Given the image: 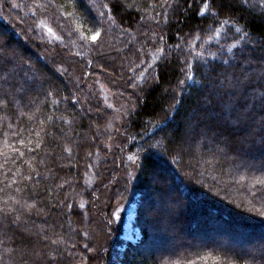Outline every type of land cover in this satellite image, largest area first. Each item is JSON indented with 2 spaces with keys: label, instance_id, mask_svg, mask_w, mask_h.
<instances>
[{
  "label": "trees",
  "instance_id": "trees-1",
  "mask_svg": "<svg viewBox=\"0 0 264 264\" xmlns=\"http://www.w3.org/2000/svg\"><path fill=\"white\" fill-rule=\"evenodd\" d=\"M0 4V264H264V106L251 95L264 92V0ZM41 23L62 41L47 42ZM74 70L131 92L126 142L102 171L109 112ZM189 74L239 99L229 110ZM130 155L137 178L96 208ZM131 202L136 241L112 215ZM101 229L108 244L91 235Z\"/></svg>",
  "mask_w": 264,
  "mask_h": 264
},
{
  "label": "rangeland",
  "instance_id": "rangeland-1",
  "mask_svg": "<svg viewBox=\"0 0 264 264\" xmlns=\"http://www.w3.org/2000/svg\"><path fill=\"white\" fill-rule=\"evenodd\" d=\"M12 7L14 8L15 12L16 10H20V7L16 5L15 2H11ZM0 9H1V4H0ZM46 23H41L38 28H37V33L38 30L40 32L43 33V37L46 39L47 42H50L54 45H56V43L61 42V37L60 35L57 33V31L55 29H53L50 25L47 24V27H50L53 32L55 33V35H53L52 33H49L47 30V27H45ZM57 37H59V39H57ZM18 45V44H16ZM15 45V48L17 47ZM51 59H48L45 63L48 64L49 66L51 65V68L53 70H56V67L52 66L51 64ZM74 75L72 76L73 80L75 81V83L78 85V87H85L87 89V92L93 97L96 98V100H99L103 106L104 109H106L109 112V118L107 120V125L105 126V129H103V131L106 133V137H107V143L105 144V151H103V153L101 154V156H99V161L98 164H100L101 167V171L105 166H109L110 163L113 162L114 157H116L117 155V151H122V146L125 144L126 142V136L123 133V128L127 122V120L130 117L131 112L134 110L133 109V101H132V97L129 96L131 92H128L124 89H122L121 87H119L117 84L112 83L109 78H106L104 76H94V75H84V76H80L79 72H77L76 70H74ZM119 77L120 74H119ZM85 85V86H84ZM118 86V88H117ZM139 86V83H138ZM132 102V103H131ZM84 103V101H83ZM215 118H217L216 116H214L213 120H215ZM95 139H97V136H95ZM89 140L91 142H94V139L89 138ZM204 144L206 143V140L203 141ZM211 144V143H210ZM131 157V159H130ZM125 160L129 161V164L124 170L120 171L119 173H115V175H113V181L110 182V185H108L106 187V189H104L103 191L100 192L99 194V190L93 192V196L94 195H98L99 194V198L98 196H96L95 198V202L96 203V208L98 207H103V204L106 205H113L114 201H116L115 199V194L118 191L117 186L120 185V183L125 182L126 181V185H128L129 182H132L134 179L137 178V165H136V160L132 159V156L130 155L129 157L125 156ZM131 160V161H130ZM98 164L96 166V164L94 166H96V168L98 167ZM242 167L246 168L247 170L249 169V167H245V165H242ZM124 168V167H123ZM100 169V168H99ZM96 170V169H95ZM95 174V172H94ZM97 176H98V172H97ZM96 176V177H97ZM158 181H156V179L154 180V182H152V186L156 187L158 186ZM153 189V188H152ZM151 189V191H152ZM115 199V200H114ZM183 200H185L183 198ZM100 201V205L97 203ZM183 201L180 203V205H183ZM125 205L121 206V209H123L122 214H121V219L123 222V238L125 240H130V241H136L139 237V233H138V229H136L134 227V219H135V215H136V204L134 203H129L126 207ZM120 207V206H119ZM102 209V208H101ZM113 209V207H112ZM105 218V216H104ZM103 218V219H104ZM85 227L88 226V224H86V220H84V224ZM90 225V224H89ZM189 227V226H188ZM21 231H26V228H22L20 227ZM188 230V228H187ZM191 232H193V229H190ZM188 230V233L190 232ZM30 232V231H29ZM191 232L189 234H191ZM32 235V234H29ZM91 235H97L101 238V240H104L106 242V244H108L109 242V234H108V230L103 231L102 229L100 230V232H98V230L92 231ZM190 237V235H189ZM194 239H197L198 237L195 235L194 237H192ZM202 237H200L201 239ZM190 239V238H189ZM202 240V239H201ZM234 245V244H233ZM255 245V244H254ZM260 245V246H259ZM158 249H163L166 247L169 248H173V250H179L182 247V243L181 244H157ZM262 243L260 244H256L255 247H261ZM37 249H40L39 246L36 247ZM36 250V249H35ZM159 252V251H158Z\"/></svg>",
  "mask_w": 264,
  "mask_h": 264
},
{
  "label": "snow or ice",
  "instance_id": "snow-or-ice-1",
  "mask_svg": "<svg viewBox=\"0 0 264 264\" xmlns=\"http://www.w3.org/2000/svg\"><path fill=\"white\" fill-rule=\"evenodd\" d=\"M40 5H37V7H39ZM207 6L204 8V13H207ZM45 27H47V25H45ZM47 30L49 33H52L53 35H55V33L53 32V30L50 27H47ZM237 32L239 31V29L236 30ZM101 33L100 31H95L91 34L90 39L93 43H95L98 38L100 37ZM217 35L219 36L220 33H217ZM84 38V37H82ZM57 39H59V37H57ZM233 47H235V45H233ZM224 63H228V61H224ZM189 68L193 69V73L196 74L199 72V68L195 67L193 65H188ZM211 70V66H209V71ZM261 76L264 77V71H262ZM186 78L188 80H193L194 83L200 85L201 87H203L204 85V79L207 80V84L209 89L212 91V94L215 96L216 100L218 103L223 104L225 108H228L229 110H231V107L234 104V99H239V97H228L227 98V103L225 102V97L218 91L219 85L216 83L215 79L211 76H207V74H205L204 79L201 80H194V75L193 74H189L186 75ZM252 82L248 76H245L243 80H241L240 78L236 79V83L232 84L230 82V87L232 88H239V89H243V87L245 86L246 83H250ZM183 83V82H182ZM222 83V82H221ZM253 99H259L261 106H264V92H260L259 97H257L255 95V93L253 92L252 94ZM248 97H245V99H247ZM206 103L207 104H211L212 101L208 100L207 97H205ZM246 114V113H245ZM264 126V125H262ZM131 159V157H130ZM259 184L264 185V180H259L257 181ZM255 187V185H254ZM81 207H83V205H81ZM123 211V209L121 208H117L115 212L112 213L113 216H115L117 219H119V214L120 212ZM109 223H111V221H109ZM87 247V246H86Z\"/></svg>",
  "mask_w": 264,
  "mask_h": 264
}]
</instances>
